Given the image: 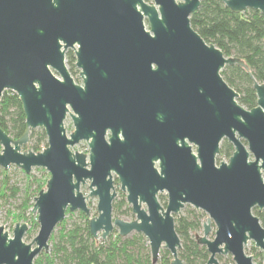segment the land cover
<instances>
[{
  "label": "water",
  "instance_id": "95a60500",
  "mask_svg": "<svg viewBox=\"0 0 264 264\" xmlns=\"http://www.w3.org/2000/svg\"><path fill=\"white\" fill-rule=\"evenodd\" d=\"M201 1L0 0V98L16 93L26 123L17 139L0 127V167L49 173L31 208L39 225L33 240L23 241L25 222H15L12 235L0 224V264H33L67 211L89 215L90 196L98 198L90 234L105 239L114 226L121 236L142 233L153 264L161 247L170 264H184L174 215L185 204L208 214L203 235L195 232L209 254L205 264H219L217 254L227 253L236 264H256L244 251L249 240L264 264V227L253 213L264 209V83L252 76L254 107L238 102L221 70L247 66L191 26ZM221 1L235 13H264V0ZM67 49L81 84L67 68ZM67 115L74 127L68 135ZM38 127L47 146L22 151ZM223 139L233 152L217 164ZM81 140L87 153L71 150ZM114 176L132 220L112 217Z\"/></svg>",
  "mask_w": 264,
  "mask_h": 264
},
{
  "label": "trees",
  "instance_id": "16d2710c",
  "mask_svg": "<svg viewBox=\"0 0 264 264\" xmlns=\"http://www.w3.org/2000/svg\"><path fill=\"white\" fill-rule=\"evenodd\" d=\"M151 1V0H146ZM191 26L207 41L213 43L225 56L245 63L247 68L234 62L225 65L221 75L225 81L239 93L238 102L247 109L256 105V94L253 88L252 76L260 83H264V13L249 8L243 12H232L221 0H202L199 7L190 14ZM69 71L75 68V55L72 49L65 53ZM0 127L17 139L26 129L25 114L21 102L11 90H5L0 98ZM35 131H31V135ZM46 137L43 129L40 130L37 142L34 143L35 152L40 150L39 142ZM233 152V145L223 139L220 144V157L229 159ZM3 175V188L7 184L8 176L0 167ZM23 207H32L31 199L37 194L46 181H41L31 175H26ZM35 187L32 189V186ZM16 194L17 188H12ZM2 196V194H1ZM31 202V203H30ZM166 205V202L161 203ZM125 209L121 210V207ZM116 212H130L124 197L118 203H112ZM67 211L66 213H68ZM253 213L259 217L264 227V209L253 208ZM37 226V221H33ZM89 220L79 211V221L66 224L63 219L53 231L49 241L52 249L49 252H40L33 264H153L150 249L144 242L147 239L142 233L134 232L127 237L121 236L116 230L106 240L94 238L89 231ZM174 226L181 239L179 258L184 264H205L208 252L205 246L194 237V232L201 227L199 214L195 209H188L183 215L174 216ZM171 255L164 250L155 264H170Z\"/></svg>",
  "mask_w": 264,
  "mask_h": 264
},
{
  "label": "rangeland",
  "instance_id": "374dc122",
  "mask_svg": "<svg viewBox=\"0 0 264 264\" xmlns=\"http://www.w3.org/2000/svg\"><path fill=\"white\" fill-rule=\"evenodd\" d=\"M148 2L151 3L152 0L148 1ZM146 27H147V23H146ZM67 68L69 69L68 65H67ZM53 72L56 76L59 77V74L57 72H55V71H53ZM78 72H79V69L76 66L74 68V71L73 70L70 71L71 76L73 77L75 82L81 84L82 81L78 76ZM238 97H237V99H238ZM64 126L66 128L67 135L71 131H73V129H74L72 119L68 115L64 121ZM41 129H42L41 127L32 129L31 131H35V134H32V135H31V131H30L29 140L27 142V145L26 144L21 145L22 151L27 150V148L29 150L34 151L33 145L35 142H37V138H38V135H39V132ZM46 146H47V138L45 137L43 140H41L39 142V147H40L39 151L44 149ZM1 148H2V146L0 145V151H1ZM71 150L72 151L76 150V151H80L83 153H87L89 150V147H88V144L86 141L81 140L77 144L73 145L71 147ZM193 150L195 151V146H193ZM218 158L219 157L217 155V157H216V163L217 164L220 161H228L227 157L221 156L219 161H218ZM5 171L7 173L8 180H7V184H5L4 188H3V184H2L3 183L2 182L3 175L0 173V224L3 225L4 229L10 235H12L15 222L18 221V222L27 223V230L25 231V233L23 235V241H25L26 243H30L33 240V238L37 235L39 225L35 226L33 224L34 223L33 221L36 220V214L31 212L32 207H28L27 209H24V207H23L25 186L27 184L26 175L30 174L31 178L35 177L36 179H40L41 181H45L46 179L49 178V173L45 168L32 167L30 173L26 174L19 166L14 165V164L9 165V167ZM263 175H264V172H263ZM114 179H115L116 196L113 199L112 203H118L122 197H124V199H125V192L121 191L120 185H119L117 178L115 176H114ZM34 187H35V184L32 186V189ZM45 187H46V184L42 187V189H45ZM12 188H17L18 191L16 192V194L12 193V190H11ZM80 190L84 195H87L89 193V181H87L85 184H81ZM1 194H2V196H1ZM37 194H35V196ZM34 197L31 199L32 203L34 202ZM158 198H159V201L161 203L167 202V195L165 192L159 193ZM97 201H98V198L96 196H90L89 199L87 200V204H88L89 209H90L89 215H86L88 220H89V218L97 216V214H98L97 209H96ZM123 209H125L124 206L121 207V210H123ZM188 209H195L196 213L199 214L201 227L199 229H197L195 232L197 233L198 236L201 237L203 235V221H204V223L206 222L208 214L205 211H203L202 209H196L190 204H185L180 209V211L175 215H183V214H185V212ZM79 211L80 210L77 209V210L69 211L68 213H66L64 219H66L67 225L72 223V221H74V220L79 221ZM112 217L113 218H121V219H125V220H132L135 218V216L131 210L129 213L128 212L123 213V212H116L113 208H112ZM210 226H211V229H210L207 237L209 239H213L214 233L216 230V226L212 220H211ZM57 229H58V226H56L54 231H56ZM114 230H116L118 232V228L116 226H114L112 231L109 233V235L111 233H113ZM195 232L193 234L194 237H195ZM132 233H134V232H131L130 234L123 236V237H127V236L131 235ZM108 236L105 239H103L100 237V232H99L98 238L102 239V240H106L108 238ZM48 243H49V248H48L47 252H49L52 249V241H48ZM144 244L149 247L148 240H147V242L145 241ZM164 250L168 251V249L161 247V249L159 251L158 259L160 258V255L163 253ZM244 251L247 255L252 256V260L254 263H256V264L262 263V251L258 247L254 246L253 240H249L244 245ZM170 255H171V253H170ZM171 258H172V255H171ZM217 260H218L219 264H236L235 261L233 260L231 253L217 254ZM41 264H46V263L44 261ZM55 264H57V262H55Z\"/></svg>",
  "mask_w": 264,
  "mask_h": 264
}]
</instances>
